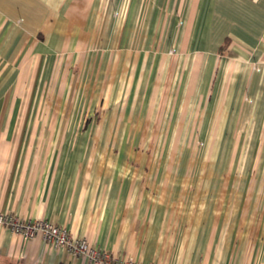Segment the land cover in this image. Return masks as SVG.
<instances>
[{"label":"crops","instance_id":"0c3cea01","mask_svg":"<svg viewBox=\"0 0 264 264\" xmlns=\"http://www.w3.org/2000/svg\"><path fill=\"white\" fill-rule=\"evenodd\" d=\"M163 133L228 171L134 151ZM0 212L141 264H264V0H0ZM5 263L89 264L0 227Z\"/></svg>","mask_w":264,"mask_h":264},{"label":"built area","instance_id":"2783aa9c","mask_svg":"<svg viewBox=\"0 0 264 264\" xmlns=\"http://www.w3.org/2000/svg\"><path fill=\"white\" fill-rule=\"evenodd\" d=\"M0 227L27 240L42 238L50 248L66 250L71 256L81 258L89 264H141L133 258H123L99 250L86 238H76L66 228L46 220H26L9 212H0Z\"/></svg>","mask_w":264,"mask_h":264},{"label":"rangeland","instance_id":"374dc122","mask_svg":"<svg viewBox=\"0 0 264 264\" xmlns=\"http://www.w3.org/2000/svg\"><path fill=\"white\" fill-rule=\"evenodd\" d=\"M145 135V134H144ZM159 136L163 135L161 141L164 142L165 145L162 147V144L159 145L157 148H151V149H136L134 151L142 152L144 156L148 157H164V158H170V157H177L181 159V165L180 169L181 171L190 172V171H208V169H214L215 171H228L229 163L231 161L230 155L229 157H225L223 160V153L220 157V163L219 161H216L214 163V160L217 156V149L211 148L210 150L204 146L205 140L202 137H205L203 134H192L193 140L186 139V134H178L177 138L179 136V140L177 139L175 141L176 134H158ZM104 139L106 138L113 139L111 136H115V134H103ZM153 134H147V138L151 139ZM191 137V136H189ZM115 138V137H114ZM185 138V139H184ZM176 145V147H173ZM107 155H116L117 150L114 148L107 150ZM136 155V154H135ZM166 160V159H165ZM226 161V163H225ZM166 167V166H164Z\"/></svg>","mask_w":264,"mask_h":264},{"label":"trees","instance_id":"16d2710c","mask_svg":"<svg viewBox=\"0 0 264 264\" xmlns=\"http://www.w3.org/2000/svg\"><path fill=\"white\" fill-rule=\"evenodd\" d=\"M5 264H15V263H5Z\"/></svg>","mask_w":264,"mask_h":264}]
</instances>
